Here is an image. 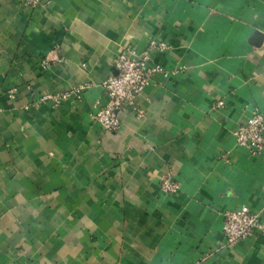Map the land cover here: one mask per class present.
Returning <instances> with one entry per match:
<instances>
[{
	"label": "crops",
	"instance_id": "1",
	"mask_svg": "<svg viewBox=\"0 0 264 264\" xmlns=\"http://www.w3.org/2000/svg\"><path fill=\"white\" fill-rule=\"evenodd\" d=\"M263 34L264 0H0V264H264L262 230L223 232L264 222V150L234 135L264 114ZM122 53L161 71L108 131Z\"/></svg>",
	"mask_w": 264,
	"mask_h": 264
},
{
	"label": "built area",
	"instance_id": "2",
	"mask_svg": "<svg viewBox=\"0 0 264 264\" xmlns=\"http://www.w3.org/2000/svg\"><path fill=\"white\" fill-rule=\"evenodd\" d=\"M20 1L30 8L42 4V0ZM158 45L162 49L166 47L164 43ZM262 46L264 47V41ZM115 68L116 73L110 74L102 83L111 103L91 115L95 122L108 131L120 128L119 112L134 106L137 98L150 83L152 75L161 71L158 65H148L146 58H135L129 53H122L117 57ZM234 135L239 144L250 148L252 154H261L264 150V114L253 112L235 130ZM161 188L166 193H175L179 191L180 184L167 176L163 178ZM256 228L264 232V222L261 221L259 213L252 211L249 206L243 205L225 212L223 232L228 246H234L250 237Z\"/></svg>",
	"mask_w": 264,
	"mask_h": 264
},
{
	"label": "water",
	"instance_id": "3",
	"mask_svg": "<svg viewBox=\"0 0 264 264\" xmlns=\"http://www.w3.org/2000/svg\"><path fill=\"white\" fill-rule=\"evenodd\" d=\"M263 38H264V34H263ZM255 43L258 44V43H260V42L257 41V42H255Z\"/></svg>",
	"mask_w": 264,
	"mask_h": 264
}]
</instances>
